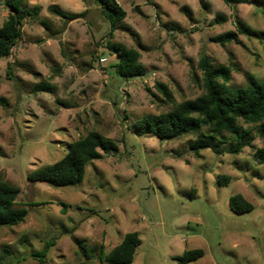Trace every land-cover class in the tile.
Wrapping results in <instances>:
<instances>
[{"label": "rangeland", "instance_id": "1", "mask_svg": "<svg viewBox=\"0 0 264 264\" xmlns=\"http://www.w3.org/2000/svg\"><path fill=\"white\" fill-rule=\"evenodd\" d=\"M115 1L126 16L112 30L94 0H24L41 11L25 20L22 39L0 59V170L20 187L17 203L29 214L0 226V252L9 249L2 264H108L106 255L132 231L142 242L131 264H180L177 257L195 248L204 255L188 264H264V165L253 156L264 147L259 123L239 120L253 138L242 152L229 153L225 144L221 153L202 149L200 156L190 147L197 134L160 138L136 127L204 92L203 54L214 66H230L233 87L245 86L247 73L263 81L264 0L236 7L223 0ZM52 5L84 15L69 20ZM217 13L226 20L216 22ZM7 15L0 0V26ZM238 17L263 38L240 34L225 46L211 40L236 30ZM109 42L138 48L146 74L119 76ZM41 81L54 89L33 91ZM93 129L118 150L89 162L81 183L28 179ZM221 175L230 177L227 184ZM237 193L251 211L231 208Z\"/></svg>", "mask_w": 264, "mask_h": 264}, {"label": "trees", "instance_id": "2", "mask_svg": "<svg viewBox=\"0 0 264 264\" xmlns=\"http://www.w3.org/2000/svg\"><path fill=\"white\" fill-rule=\"evenodd\" d=\"M151 1V0H148ZM201 3L204 0H199ZM236 7L247 0H223ZM8 8L7 19L0 26V59L9 56L13 47L23 37V26L27 18H36L41 6H24V0H3ZM101 7L103 14L110 20L112 30L118 27L126 11L115 0H94ZM52 11L69 20L80 17L84 13H66L52 5ZM226 16L217 13L215 21L223 22ZM49 28V23L41 20ZM258 39L263 33L241 18L236 19V30H228L211 37L213 42L225 46L227 43L238 41L239 35ZM109 49L117 56L114 64L115 72L126 78L144 76L147 72L140 61L141 53L138 48L127 47L123 43L109 42ZM199 67L202 70L204 92L194 99H187L175 103L171 98V91L165 83L158 82L156 86L163 92L174 106L160 114H148L136 121V127L142 134L153 133L160 138H181L187 134H197L190 143L196 156H200L202 149H212L217 153L223 151L226 145L229 153H240L247 146L252 145L253 138L248 129L243 128L239 120L259 123L258 131L264 137V80L247 73L246 85L233 87L229 84L232 76L230 66L221 64L214 66L208 55L200 58ZM11 69L8 73L11 74ZM54 87L48 82L41 81L33 87V91H51ZM1 101L6 102L5 99ZM118 150L117 142L105 136L100 131L90 130L85 136L68 144V152L58 161L39 167L28 175L32 182H45L58 186L79 184L84 180L87 165L95 159H100L105 153ZM259 164L264 165V147L257 148L253 154ZM220 182L227 184L228 175L219 176ZM20 187L5 179L0 170V226L16 225L25 220L29 209L19 206L17 198ZM231 208L239 214L251 211L253 204L241 193L230 197ZM142 242L137 231L128 232L123 240L113 247L105 257L108 264H131L134 261L137 246ZM47 249V247L45 248ZM9 254L8 248L0 252V264ZM44 254L41 256L43 257ZM204 255V250L195 248L186 250L178 256L180 264H188Z\"/></svg>", "mask_w": 264, "mask_h": 264}, {"label": "built area", "instance_id": "3", "mask_svg": "<svg viewBox=\"0 0 264 264\" xmlns=\"http://www.w3.org/2000/svg\"><path fill=\"white\" fill-rule=\"evenodd\" d=\"M102 60H103V61H105V60H106V58H102Z\"/></svg>", "mask_w": 264, "mask_h": 264}]
</instances>
